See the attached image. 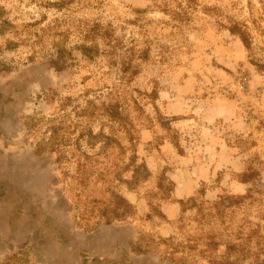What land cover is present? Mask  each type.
<instances>
[{"label":"rangeland","instance_id":"obj_1","mask_svg":"<svg viewBox=\"0 0 264 264\" xmlns=\"http://www.w3.org/2000/svg\"><path fill=\"white\" fill-rule=\"evenodd\" d=\"M55 126L61 158L45 150ZM102 132L116 142L91 147ZM133 154L115 192L134 214L82 230L100 186L79 188L76 163ZM20 249L31 264H264V0H0V262Z\"/></svg>","mask_w":264,"mask_h":264},{"label":"trees","instance_id":"obj_2","mask_svg":"<svg viewBox=\"0 0 264 264\" xmlns=\"http://www.w3.org/2000/svg\"><path fill=\"white\" fill-rule=\"evenodd\" d=\"M229 31L232 33H236L241 37V40L243 43L247 46L248 40L244 35V32L241 31L240 28H238L237 24H232L229 27ZM78 48L80 49L81 53L85 55L86 57L92 59L93 57L97 56V47L96 45H79ZM91 108H96L93 105H90L87 107L88 110H93ZM86 109V110H87ZM119 111L116 109L115 111L107 110V115L113 120L118 119L119 117ZM93 112H91L90 115H92ZM62 127L55 126L52 128L51 135L49 136V139L47 141V147L45 150L49 151H55L57 152V155L62 156L65 155L64 151H62L59 148V143L62 141ZM57 136V137H56ZM83 138L81 135L78 137L77 140H80ZM97 139L89 138L90 140V146L93 147L98 141L101 139H104V147H107L109 144H112L116 142L115 139L110 137L109 135L105 136V134L99 133L96 137ZM89 140L87 142H89ZM41 150V149H40ZM85 156H88L87 153H84ZM57 156V159L59 158ZM135 157L134 154L129 157L128 163H121V164H110L103 168L99 172H94L92 170L91 166L88 168V166L84 162H77L76 163V185L80 188L85 186V189L90 185V181L100 186L98 192L100 193L99 196H95V194L92 192L91 188H88L85 193L87 192V203L91 204L92 209L90 210V218L81 221V219H76V224L84 231H91L95 227L99 226V224H108L112 221H122L126 219V217H129L134 214V208L130 202H128L123 196H121L116 190L117 182L120 180H123L125 176L123 173H126L131 168V159ZM139 169H143L144 167L142 164H139L135 169H132L133 173H137ZM252 172H245L241 175V182H248L249 178L251 177ZM99 183V184H97ZM81 190L79 189L80 192ZM76 196V195H75ZM77 202V201H76ZM217 201H215L216 203ZM78 204V202H77ZM72 208H76V204H71ZM99 207V212H95V208ZM102 207V209H101ZM78 224H92V225H86L81 227V225ZM0 264H31L29 260V255L27 254V251L25 249H20L17 253L6 257L3 261L0 262Z\"/></svg>","mask_w":264,"mask_h":264},{"label":"crops","instance_id":"obj_3","mask_svg":"<svg viewBox=\"0 0 264 264\" xmlns=\"http://www.w3.org/2000/svg\"><path fill=\"white\" fill-rule=\"evenodd\" d=\"M161 209L163 213L167 215V217L168 216L173 217L174 215L178 214V212L180 211V203L179 201H170L167 203H163L161 205Z\"/></svg>","mask_w":264,"mask_h":264}]
</instances>
